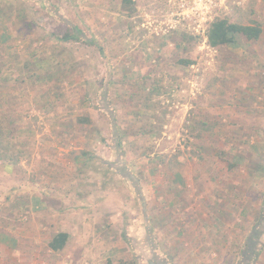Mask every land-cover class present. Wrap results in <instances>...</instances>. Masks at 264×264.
<instances>
[{
	"label": "rangeland",
	"instance_id": "374dc122",
	"mask_svg": "<svg viewBox=\"0 0 264 264\" xmlns=\"http://www.w3.org/2000/svg\"><path fill=\"white\" fill-rule=\"evenodd\" d=\"M156 259L264 264V0H0V264Z\"/></svg>",
	"mask_w": 264,
	"mask_h": 264
},
{
	"label": "trees",
	"instance_id": "16d2710c",
	"mask_svg": "<svg viewBox=\"0 0 264 264\" xmlns=\"http://www.w3.org/2000/svg\"><path fill=\"white\" fill-rule=\"evenodd\" d=\"M126 1L131 2V0ZM262 33L263 28L258 22L243 24L231 21L227 17H217L208 26L206 39L208 45L213 48H219L223 46H236L239 43L240 38L258 40L261 38ZM83 38V30L79 28L78 25H68L66 32L62 36H59V39L63 41L68 42L74 40L91 44L88 39ZM178 63L183 66H190L195 63V60L191 58H181L178 60ZM137 94V99H139V101L144 105H148L153 97L152 91L147 90V85L142 87ZM80 121L82 123H89L88 118H82ZM68 239L69 234L67 232L59 231L58 233H54L50 236L48 239V247L53 252L61 251L65 248ZM253 254L254 256H257L258 252H254Z\"/></svg>",
	"mask_w": 264,
	"mask_h": 264
},
{
	"label": "crops",
	"instance_id": "0c3cea01",
	"mask_svg": "<svg viewBox=\"0 0 264 264\" xmlns=\"http://www.w3.org/2000/svg\"><path fill=\"white\" fill-rule=\"evenodd\" d=\"M76 227L73 226L72 229H68V230H61V231H64V232H67L69 234V239L68 241H71V237L74 238V241H75V245L72 243V248H70L69 246H65V247H69V250H73V258H75L76 261H79L80 259V256H82V252L85 253L87 247L86 246H82L81 244V241L78 242V232H77V229H75ZM59 231H55V233H58ZM54 234V233H53ZM52 235V234H51ZM50 238V237H49ZM67 243H70V242H67ZM78 244V245H77ZM67 245V244H66ZM70 245V244H69ZM84 245V243H83ZM75 249H73V247H75ZM82 246V247H81ZM84 250V251H83ZM152 254H154L155 256H157L156 252H152ZM117 263V262H116ZM152 264H159V262H157V259L156 260H153L152 261ZM161 264V263H160Z\"/></svg>",
	"mask_w": 264,
	"mask_h": 264
},
{
	"label": "flooded vegetation",
	"instance_id": "af4514ba",
	"mask_svg": "<svg viewBox=\"0 0 264 264\" xmlns=\"http://www.w3.org/2000/svg\"><path fill=\"white\" fill-rule=\"evenodd\" d=\"M255 249V248H254Z\"/></svg>",
	"mask_w": 264,
	"mask_h": 264
}]
</instances>
